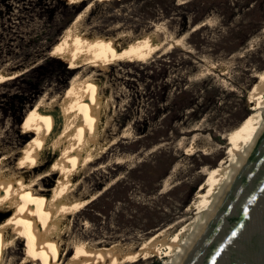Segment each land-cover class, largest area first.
Wrapping results in <instances>:
<instances>
[{"label": "rangeland", "instance_id": "obj_1", "mask_svg": "<svg viewBox=\"0 0 264 264\" xmlns=\"http://www.w3.org/2000/svg\"><path fill=\"white\" fill-rule=\"evenodd\" d=\"M89 1L0 0V69L19 72L0 81V134L6 145L27 148L32 135L24 120L31 107L43 93L64 96L76 69L69 67L70 55L51 48ZM187 1L192 0H97L85 18L91 30L102 34L122 29L138 34L156 24L174 37L187 32L177 45L147 59L129 56L89 66L101 68L94 71L104 80L100 94L111 97L105 106L104 136L117 138L108 151L93 154L79 188L98 193L73 218L75 232L90 240L137 244L156 229L192 217L188 208L203 183L197 179L200 170L219 164L227 146L221 135L242 126L256 108L260 88L252 74L264 70V21L248 33L246 23L255 21L258 13L231 10L235 0H197L190 5ZM201 20L204 23L190 32ZM186 103L188 107L182 108ZM203 126L209 129L186 132ZM124 127L129 134L119 137ZM192 137L200 144L203 139L211 146L223 143V151L187 154L184 148ZM122 154L131 156L105 165L108 158ZM174 166L175 181L165 180ZM3 206L0 217L7 214ZM156 222L161 223L149 229ZM22 239L16 242L21 249L26 241ZM49 258L38 264H50ZM165 258L111 256L89 264H164ZM60 264L85 263L71 250Z\"/></svg>", "mask_w": 264, "mask_h": 264}, {"label": "bare ground", "instance_id": "obj_2", "mask_svg": "<svg viewBox=\"0 0 264 264\" xmlns=\"http://www.w3.org/2000/svg\"><path fill=\"white\" fill-rule=\"evenodd\" d=\"M94 1L97 0L89 1L73 17L51 48L53 52L70 55L69 67L76 69L62 97L68 100L60 99L61 94L46 96L45 93L37 99L24 120V128L32 135L27 148L6 145L0 134V204L6 206L7 213L0 217V264H38L46 256L50 257V264H60L65 253L71 250L85 264L111 256L130 260L152 255H165L164 264H170L171 258L181 251L191 228L211 205L238 152L245 151L264 121V70H254L252 77L259 85L257 89L260 88L256 108L242 126L230 128L221 135L227 146L219 164L211 169L203 166L200 170L197 179L202 178L203 183L188 208L192 210L188 213L192 217L176 222L180 226L178 229L172 223L156 229L137 244L115 241L104 245L102 240H90L84 233L75 232L73 218L79 208L98 195L96 191H79L95 158L93 154L108 151L117 139L104 136L105 106L111 97L100 94L104 80L101 81L94 71L101 68H89L91 62L109 64L129 56L147 59L177 45L187 35L185 32L174 37L158 24L138 34L126 29L110 34L97 33L85 21ZM203 23L201 20L195 24L190 32ZM83 69L88 70L84 72ZM18 73L0 69V81L16 77ZM203 127L186 132L209 129ZM126 133L129 131L124 127L118 136L126 137ZM195 139L185 146V153L201 151L208 155L223 151V143L211 146L208 140L203 139L204 143L200 144ZM60 148H64L61 155ZM128 156L131 155L112 156L105 165L119 163ZM175 169L174 166L165 180L175 181ZM113 181L107 182L103 188ZM22 238L26 241L21 249L16 242Z\"/></svg>", "mask_w": 264, "mask_h": 264}, {"label": "water", "instance_id": "obj_3", "mask_svg": "<svg viewBox=\"0 0 264 264\" xmlns=\"http://www.w3.org/2000/svg\"><path fill=\"white\" fill-rule=\"evenodd\" d=\"M170 264H264V121Z\"/></svg>", "mask_w": 264, "mask_h": 264}, {"label": "trees", "instance_id": "obj_4", "mask_svg": "<svg viewBox=\"0 0 264 264\" xmlns=\"http://www.w3.org/2000/svg\"><path fill=\"white\" fill-rule=\"evenodd\" d=\"M196 1L197 0H192L191 2L187 1L185 3L190 5V4L195 3ZM234 2L236 5H234L231 10H233V8H235V10H241L243 8H246V11H245L246 14H250L253 12L258 13L257 19H255V21H254V19H253V21H250V22L248 20V22L246 23V26L248 28V33L251 32V30H256L257 28H259L261 26L262 22L264 21V0H241L240 4H238V2L236 0ZM232 15H233V13H232ZM196 21L197 20H194V22H196ZM244 40H245V38L243 40L239 41V43H237L235 45V47L232 49V51L235 50L238 46H240L244 42ZM37 68L32 70V71H36ZM186 106L188 107L187 103L182 105V108H186ZM164 175H165V173L162 174L161 177H163ZM161 177H159V178H161ZM160 223L161 222L151 223L149 226V229L158 227V225ZM157 264H160V262L158 261Z\"/></svg>", "mask_w": 264, "mask_h": 264}]
</instances>
